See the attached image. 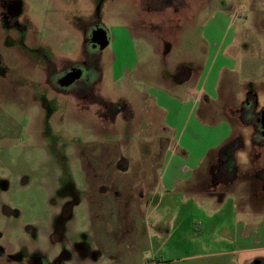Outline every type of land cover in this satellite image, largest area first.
<instances>
[{
  "label": "rangeland",
  "instance_id": "rangeland-1",
  "mask_svg": "<svg viewBox=\"0 0 264 264\" xmlns=\"http://www.w3.org/2000/svg\"><path fill=\"white\" fill-rule=\"evenodd\" d=\"M121 27L131 39L115 46ZM97 28L105 45L87 41ZM77 64L82 77L62 83ZM217 77L214 98L202 86ZM156 90L199 93L207 126L230 120L239 149L195 172L239 194L203 209L186 182L161 183L183 160L192 172L207 131L177 143ZM263 112L264 0H0V264H238L233 252L264 249V201L249 199L264 200ZM199 220L223 223L222 238L190 236Z\"/></svg>",
  "mask_w": 264,
  "mask_h": 264
},
{
  "label": "crops",
  "instance_id": "crops-1",
  "mask_svg": "<svg viewBox=\"0 0 264 264\" xmlns=\"http://www.w3.org/2000/svg\"><path fill=\"white\" fill-rule=\"evenodd\" d=\"M123 38L131 39V35L127 28L121 27L120 31L119 32L117 31L115 33V36L113 37V42L115 43L114 45L116 46L118 42V44L121 43V46H123V43H122ZM221 51L218 53V57L223 56L222 54L223 52ZM224 66H227V64L221 63L219 68H222ZM190 74L191 75L190 77H188V79L181 80L178 82H174L172 79H170L168 83L171 86L189 85V83L191 82L192 74H193L192 71ZM218 81H219L218 77L214 79V81H211V79L209 78H205L203 86H202L204 90H207L209 93H211L213 95L212 97L214 98H217L219 95L218 93H213L214 87L215 89L218 88V84H219ZM229 81H231L230 78L228 80H225V84L227 86H229ZM222 94L227 97V96H230V94L232 93H229L228 91ZM197 95L200 96L199 93L195 95V92H192L190 90H185L183 94H181V97L178 95L169 94L168 92L163 91V90L152 91L150 94H148V96L153 98L154 102L156 103V107L162 110L166 114L164 117V121L166 122L167 126H169L168 128H170V130H176L178 135L181 134L180 140L179 139L177 140V143H179L180 145L182 142L185 144V142H188V140L189 142L193 140L195 141L198 139L202 141V137L199 133H197V129L201 128L207 131L204 137V148L202 150V153L200 152V153L195 154V157L193 158L192 162L189 163L190 164L189 167L191 168L192 172H185V170L188 167V162L186 160H183L181 164V168H180L181 172H162L161 183L165 187L168 186V188L176 190V188H178L180 184H184V182H186L187 186L185 188L189 190L191 189V191L196 189L195 191H197L195 194L196 196L195 205L198 204L203 209H208L207 207L210 206L211 199H214L212 203H215V202L222 203L225 198L226 193H235V195L239 194V193H236L235 191L233 192V190L227 191V192L218 191L217 188L220 187L221 184L223 185V182H221L220 180L214 183L216 184L217 187L216 186L208 187L209 185L208 179L205 182H199V180L196 179V176L200 172H195L196 170L201 168L205 160V157H208L210 153L215 152L217 148H219L226 140H228V138H230V136L233 133V126L230 120L228 119H223V121L219 125L214 126V127L207 126L201 123V121L198 120V118L194 115V113H196V110L198 109L200 105V97ZM183 112H187V114H189L186 120H183L181 118V113ZM208 112L206 114L208 116V119L211 120L212 119L211 114L214 112L213 110H209ZM192 117L194 120H192ZM190 124H193V125L189 127ZM177 133H176V136H177ZM185 135L188 136L187 141L186 139H184ZM210 139H214V141L211 143ZM187 148L189 149L188 143H187ZM204 173H207V175L209 174L208 177L213 176V172H204ZM239 175L240 174L237 173L234 179L229 178L226 182L234 183L241 176ZM241 184H243V181L239 180L235 186L240 187ZM263 191H264V188H263ZM206 199L208 200V204L207 202H205ZM249 199L252 205H254L256 202L264 201V200H261L262 196L259 195L258 193L256 194L254 190L249 196ZM213 224L214 223L210 224L208 222H204V221L202 222L201 220H199L197 223H194V222L189 223L187 226L188 234L192 236V235H195L197 232L199 233V235H203L211 231V235H214L213 238L216 237L219 240L222 238L221 234L224 229L223 223L217 224L215 231L213 229H210V225H213ZM180 226H183V224L180 223ZM180 230L181 228H177L176 232H179ZM233 253L235 256H237L238 264H249L252 261V259H256L255 261H257L258 258L259 259L264 258V249L247 248V249H241ZM98 263L99 262L93 263V261L91 262L90 259L85 260L83 258L78 259L77 261V264H98ZM158 263L159 261L156 262V264ZM161 263L170 264L171 260L170 261L162 260Z\"/></svg>",
  "mask_w": 264,
  "mask_h": 264
},
{
  "label": "flooded vegetation",
  "instance_id": "flooded-vegetation-1",
  "mask_svg": "<svg viewBox=\"0 0 264 264\" xmlns=\"http://www.w3.org/2000/svg\"><path fill=\"white\" fill-rule=\"evenodd\" d=\"M87 41L91 42L92 45H94V46L95 45L101 46V45H105L109 41V36L107 35L104 28H97L95 32L90 33ZM80 72H81V68H80L79 64L70 68L67 72L64 73L62 83L66 82L65 83L66 85L73 83L76 79L82 77ZM262 120H263V118H262Z\"/></svg>",
  "mask_w": 264,
  "mask_h": 264
},
{
  "label": "trees",
  "instance_id": "trees-1",
  "mask_svg": "<svg viewBox=\"0 0 264 264\" xmlns=\"http://www.w3.org/2000/svg\"><path fill=\"white\" fill-rule=\"evenodd\" d=\"M192 73H193V71H192ZM238 139H240V136L234 135V133H232L230 138H228V140H226L215 152L218 151L220 154L221 153H223V154L232 153V155L235 154L236 151L239 149ZM215 152H212V154L215 153ZM213 170H214V168H213ZM212 178H213V185H216L214 183L218 182L217 179H219V177H217V173L213 172V177ZM158 264H162L161 260L159 261Z\"/></svg>",
  "mask_w": 264,
  "mask_h": 264
},
{
  "label": "water",
  "instance_id": "water-1",
  "mask_svg": "<svg viewBox=\"0 0 264 264\" xmlns=\"http://www.w3.org/2000/svg\"><path fill=\"white\" fill-rule=\"evenodd\" d=\"M263 124H264V116H263V120H262Z\"/></svg>",
  "mask_w": 264,
  "mask_h": 264
}]
</instances>
